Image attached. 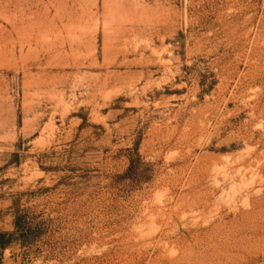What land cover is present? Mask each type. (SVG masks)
<instances>
[{
    "label": "rangeland",
    "instance_id": "374dc122",
    "mask_svg": "<svg viewBox=\"0 0 264 264\" xmlns=\"http://www.w3.org/2000/svg\"><path fill=\"white\" fill-rule=\"evenodd\" d=\"M16 223L0 264H264V0H0Z\"/></svg>",
    "mask_w": 264,
    "mask_h": 264
},
{
    "label": "trees",
    "instance_id": "16d2710c",
    "mask_svg": "<svg viewBox=\"0 0 264 264\" xmlns=\"http://www.w3.org/2000/svg\"><path fill=\"white\" fill-rule=\"evenodd\" d=\"M15 234L23 238H37L42 234V229L40 226H33L31 224L21 226L16 223V231L14 233H0V238H8V240H0V251L5 250L13 243L12 238Z\"/></svg>",
    "mask_w": 264,
    "mask_h": 264
}]
</instances>
